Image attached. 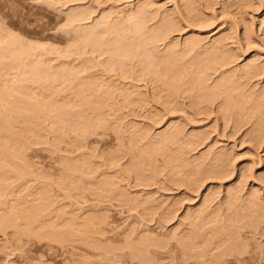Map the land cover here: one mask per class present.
Instances as JSON below:
<instances>
[{
	"label": "rangeland",
	"instance_id": "obj_1",
	"mask_svg": "<svg viewBox=\"0 0 264 264\" xmlns=\"http://www.w3.org/2000/svg\"><path fill=\"white\" fill-rule=\"evenodd\" d=\"M145 31L144 65L93 49L144 50ZM0 84L21 111L0 121V264H236L229 238L264 246V216L254 240L244 227L264 200V0H0Z\"/></svg>",
	"mask_w": 264,
	"mask_h": 264
},
{
	"label": "bare ground",
	"instance_id": "obj_2",
	"mask_svg": "<svg viewBox=\"0 0 264 264\" xmlns=\"http://www.w3.org/2000/svg\"><path fill=\"white\" fill-rule=\"evenodd\" d=\"M108 15V17H107V20L109 19V14H106L105 16H103L102 18H104V19H102V18H100V20L98 19L96 22L97 23H99L100 24V26L98 25V27H97V29L98 28H100V27H102L101 25H103L104 27H105V25H106V22H107V20L105 19L106 18V16ZM72 17H70V18H72L73 19V15H71ZM130 17L132 18V16L130 15ZM134 17V16H133ZM75 18V20H76V17H74ZM102 19V20H101ZM137 18H135L134 17V21H136L137 22V24H140L137 20H139V19H137ZM74 20V19H73ZM99 21V22H98ZM103 22V23H102ZM96 23V24H97ZM102 23V24H101ZM133 24H134V22H133ZM136 24V26H135V24H134V29H133V31L135 30V32L136 33H139L140 31H142V24H140L139 26ZM140 27V28H139ZM139 31V32H137V30ZM91 31V32H90ZM90 31H88V32H90V34L88 33L87 34V32H86V34H85V38L87 39V38H90V37H88L89 35H96L97 33L95 32V31H93V30H90ZM94 32V33H93ZM106 32H110V31H106ZM105 32V33H106ZM146 33H147V31H145ZM144 32V37H145V33ZM96 33V34H95ZM107 33V34H108ZM115 33V32H114ZM114 33H110L109 35L111 36H113L114 35ZM77 34H80L79 32H77ZM149 34H150V36H149ZM147 33L146 34V39L145 40H147L148 38V43L146 42V44L144 45V47L143 48H145L144 50L146 51V52H144V50H140V48H139V44H137L138 43V41L136 42V40L135 41H131V43H130V45H132L130 48H131V50L130 49H128L123 43H122V41H120V39H118V38H114V40H112V41H109V39L107 40L106 39V41H108V43L105 41V40H102V41H100L101 39H102V35L100 36V39L99 40H97V41H95V42H93L94 44H93V49L95 48V49H97V51H98V53L100 54L99 55V57H101V55L104 57V55H106V56H108V54H109V59L107 58V59H104V60H106V62H109L111 65H119V66H121V65H123V62H124V57H125V59L126 58H130V56L132 57L133 56V58H135L136 57V55L138 54V51H139V53H141L137 58H135V59H137L136 61H137V63L139 62V64H141V65H144L148 60L150 61V59H153L155 56H153L156 52H155V46L156 45H152V46H150V43L151 42H149V41H151L152 39H154L155 38V36H154V34L153 33ZM86 35H87V37H86ZM93 35V36H94ZM98 36V35H97ZM96 36V37H97ZM112 36H111V39H113L112 38ZM126 37V35H124L123 36V38H124V40L127 38H125ZM84 38V37H83ZM82 38V39H83ZM93 38V37H92ZM110 38V37H109ZM151 38V39H150ZM97 39V38H96ZM110 39V40H111ZM134 40V39H133ZM84 41V43H86V42H88V39H87V41H85V40H83ZM103 41H105V42H103ZM111 42V43H110ZM135 43V44H137L138 45V47L135 45V44H132V43ZM153 44V43H152ZM103 45H107V46H109L108 48H109V50L111 49V51L109 52L107 49V46H105V47H102ZM146 45H147V47H146ZM94 46H97V47H94ZM114 46V47H113ZM134 46V47H133ZM149 46L150 47H152L151 49H149ZM110 47H112V48H110ZM138 48V50H137V48ZM157 47V46H156ZM104 48L106 49V50H104ZM132 48L134 49V51L132 50ZM142 48V49H143ZM154 48V49H153ZM94 49V50H95ZM103 49V50H102ZM136 50H137V53H136ZM150 50V51H149ZM151 50H153L152 52H151ZM158 50V49H157ZM156 50V51H157ZM96 51V50H95ZM96 51V52H97ZM103 51H106L105 53L103 52ZM149 51V52H148ZM159 51V50H158ZM102 52V53H101ZM108 52V53H107ZM136 54V55H135ZM135 56V57H134ZM122 57V58H121ZM121 58V59H120ZM159 70H161V69H159ZM160 72V71H159ZM17 97H18V95L16 94V93H14V92H12V93H7V92H5L4 90H3V87H1V84H0V121H2V120H4V122H5V124L8 126V125H13L15 122H17L20 118L18 117V115L21 113V111L19 110L20 109V107L19 108H17V105H18V103L20 102V101H18L17 100ZM28 108V115H26L25 116V121H27L28 123H32L33 121H34V119H35V117H34V115H33V112H32V107H33V105H32V103H30V102H25V108ZM251 176V175H250ZM252 177V176H251ZM250 177V178H251ZM248 179H246V180H248L249 181V177H247ZM252 178H254V177H252ZM255 180V179H254ZM263 180V179H262ZM248 181H246V184H247V182ZM262 182H264V181H262ZM245 184V185H246ZM262 187H264V186H262ZM245 188H247L246 186H245ZM262 189H264V188H262ZM246 191V190H245ZM259 191H261V190H258V192H254V193H256L255 194V196H253V191L251 190V192L252 193H250V191H248V192H245L246 193V196H247V198H246V196L243 198L244 199V201L245 202H247L248 200H249V196H248V194L252 197L253 196V198H256V196L257 197H259L258 196V193H260L261 194V192H259ZM244 193V194H245ZM248 193V194H247ZM262 193H263V191H262ZM264 195V194H263ZM261 196V195H260ZM262 197V198H261ZM260 197V200L261 199H264L263 198V196H261ZM252 198V199H253ZM248 199V200H247ZM256 199H258V198H256ZM259 203H260V201H259V199L257 200ZM258 202H256V200H254V201H251L250 202V208H249V204H246V206H248V208H249V212L247 211H245L244 213V217H245V219H247V223L244 225V227H248L249 229H250V232H252V235H251V237H253V235L254 234H256V237H257V235L259 234H261L262 233V231L264 230L263 229V227H262V223L260 224H258V225H256V223H257V219H259V217L261 216V218H260V222H262V216H264V200H262L261 201V203L259 204ZM248 203V202H247ZM246 208V207H245ZM244 208V209H245ZM247 208V209H248ZM248 213V214H247ZM247 217V218H246ZM258 217V218H257ZM249 218V219H248ZM255 219V220H254ZM264 219V218H263ZM18 221H19V219H18ZM256 221V222H255ZM261 226L260 228H259V230H258V226ZM13 226V222L12 221H9V220H4L3 218H0V232L1 233H6V231L10 228V227H12ZM260 229H263L261 232H260ZM257 230L260 232H258V233H256L257 232ZM249 231V230H248ZM247 231V232H248ZM249 233V232H248ZM241 234H239V236H238V241L239 240H243L244 238H243V236L242 235H244V234H242L241 236H240ZM263 235V236H262ZM262 235H260L261 236V238L262 237H264V232L262 233ZM227 236H229V235H227ZM249 236V235H248ZM239 237H240V239H239ZM244 237H245V235H244ZM247 237V236H246ZM246 237H245V240L244 241H242L243 243H245V241L247 240L246 239ZM255 237V236H254ZM254 237L253 238H251L252 240H254ZM259 237V236H258ZM249 240H250V238H248ZM156 240H157V238H156ZM249 240H247L248 242H249ZM251 241V240H250ZM256 241V242H255ZM154 242H157V241H155L154 240ZM229 242L231 243V244H229V246L228 247H226L227 248V251H228V248L230 247V249H231V247H232V249L231 250H234L233 252L229 249V251L230 252H227L226 253V250H225V254H227V256H225V257H230L231 255H232V257H234V260H235V262H237L238 264H245L247 261L249 262L250 261V263L249 264H251L253 261H254V259L251 261V259L252 258H254V257H256L257 255H259L260 254V256H261V254H263V256H264V246H262V241H261V243H259L260 241H258V239L257 238H255V240L253 241L255 244H253L252 243V247H253V249H251V250H253L252 252H255L256 250V252H258V251H260V252H258L259 254H257L256 252V254L255 253H249V251H247V250H250L249 248H247L248 246H251V242H249L250 243V245H248V244H243L242 242L240 243V241L239 242H237V241H235V243H233L234 242V240L232 241V239H230L229 238ZM228 242V243H229ZM238 243V244H237ZM155 244V243H154ZM158 244V243H157ZM235 244H237V245H235ZM241 244V245H240ZM156 245V244H155ZM228 245V244H227ZM233 245H234V248H233ZM241 247L240 249H242L243 251H245V252H242V250H240L239 249V246ZM242 245H243V247H242ZM263 245H264V242H263ZM157 246V245H156ZM236 246L238 247V248H236ZM246 246V247H245ZM262 246V247H261ZM247 248V250H244V249H246ZM259 248H261L260 250H258ZM216 249V248H215ZM239 249V250H238ZM263 249V250H262ZM240 252H238V251ZM255 250V251H254ZM246 251L248 252V254H246ZM242 252V253H241ZM261 252H263V253H261ZM243 253H245V254H243ZM229 254V255H228ZM222 255L224 256V254L222 253ZM244 255H246L245 257H242V256H244ZM247 255H249V256H247ZM262 256V257H263ZM258 257V259L260 258L259 256H257ZM257 257H256V259H257ZM257 259V260H258ZM263 259V260H262ZM260 258L258 261L261 263V262H263L264 263V257L263 258ZM224 260V259H223ZM257 260H256V262H255V264L256 263H258L257 262ZM78 261V259H74V261H71V260H69V262H74L73 264H75L76 262ZM225 261V264H226V260H224ZM232 261V260H231ZM231 261H229L230 263H231ZM79 262V261H78ZM223 262V261H222ZM229 262H228V264H229ZM233 263V262H232ZM236 263V264H237ZM259 263V264H260ZM262 263V264H263ZM220 264V263H219ZM221 264H224V262L223 263H221ZM248 264V263H247ZM254 264V263H253Z\"/></svg>",
	"mask_w": 264,
	"mask_h": 264
}]
</instances>
